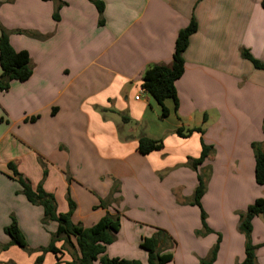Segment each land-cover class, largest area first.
Segmentation results:
<instances>
[{
  "label": "crops",
  "instance_id": "1",
  "mask_svg": "<svg viewBox=\"0 0 264 264\" xmlns=\"http://www.w3.org/2000/svg\"><path fill=\"white\" fill-rule=\"evenodd\" d=\"M100 1L102 26L89 0H0V35L7 30L33 66L29 80L0 90V245L10 242L12 218L33 250L47 247L58 228L43 224V208L21 192L12 164L34 190L42 185L53 195L58 213H68L70 198L74 225L118 215L109 258L147 264L141 241L163 230L175 242L164 248L173 255L168 264H201L217 244L212 264H240L245 237L233 214L264 197L252 148L264 140V71L242 56L246 50L264 63V0ZM192 18L198 28L176 82L178 108L167 100L162 117L142 77L149 66L172 62ZM202 126L186 138L176 133ZM143 136L162 140L163 149L142 155ZM203 144L212 152L195 170L189 159L200 158ZM205 171L201 206L210 232L197 235L205 230L201 210L187 203ZM252 225L257 264H264V215ZM38 256L10 246L0 249V264H34ZM70 261L67 252L60 260L48 253L42 264Z\"/></svg>",
  "mask_w": 264,
  "mask_h": 264
},
{
  "label": "trees",
  "instance_id": "2",
  "mask_svg": "<svg viewBox=\"0 0 264 264\" xmlns=\"http://www.w3.org/2000/svg\"><path fill=\"white\" fill-rule=\"evenodd\" d=\"M10 1V0H8ZM97 8L100 21L99 24H104L103 12L104 4L100 0H89ZM264 9V2L262 3ZM55 20H58V13L54 14ZM198 25L194 18L191 19L189 25L182 29L176 39L175 50L172 62L169 65L158 64L149 66L142 77V89L161 107V116L166 117L169 114L165 106L167 100H172L175 109L178 108V97L176 90V82L183 76L185 72L184 53L188 48L190 37L197 31ZM24 34L23 31H17ZM35 36L34 34H32ZM243 58L249 60L256 69L264 71V63L254 59L246 50L242 51ZM0 90L6 92L10 88V84L14 81L25 82L33 75V66L31 58L26 51H15L9 41V32L1 27L0 35ZM125 121L128 119L125 118ZM264 127V120H263ZM201 128L185 129L180 128L176 131L181 137H188L194 132H202ZM255 154V181L259 186L264 188V140L261 143L252 145ZM163 149L162 140H154L143 136L139 139L138 151L142 155H148L151 152ZM211 147L203 144L202 153L199 159H189L193 168L197 169L211 152ZM17 177L18 183L21 185V192L27 200L33 205H39L44 210L43 224L48 222H56L58 228L51 236V241L47 247L37 250L31 249L24 235L21 233L17 221L12 218L11 223L5 228V234L9 237V244L2 247V250H7L10 246H17L25 253L31 255L40 253L34 264H42L45 255L48 253L54 254L58 260L64 252L69 253L72 261L64 264H143L138 260H126L121 258H109L105 255L107 246L114 243L116 234L120 230V217L118 215L107 214L96 225L90 228H83L80 225L72 223V216L76 209L75 204L69 198L70 209L68 213H58L56 201L53 195L46 193L42 185H39L35 190L31 187L28 180L19 175L12 164L9 165ZM206 185L202 178H199V185L195 190L193 204L201 208L202 223L205 232H210L206 224V214L201 206V199L206 192ZM101 207H105L101 203ZM264 215V197L258 198L246 211L240 214L239 230L247 237L245 245V259L240 264H257L256 252L257 246L252 243V221L258 216ZM62 242V246L58 248L57 243ZM170 245L175 246V242L171 237L162 230H159L150 238H143L141 248L148 253L147 264H168L173 260L172 253H165L164 248ZM218 244L212 250L208 260L201 261V264H212L216 259Z\"/></svg>",
  "mask_w": 264,
  "mask_h": 264
},
{
  "label": "rangeland",
  "instance_id": "3",
  "mask_svg": "<svg viewBox=\"0 0 264 264\" xmlns=\"http://www.w3.org/2000/svg\"><path fill=\"white\" fill-rule=\"evenodd\" d=\"M210 117H211V119H212V113L211 112H208L207 113ZM203 118H204V114H203ZM201 129H205L204 128V126H202V128ZM212 152V151H211ZM210 152V153H211ZM209 153V154H210ZM193 160H195V159H193ZM189 164H190V166H191V168H193V165H192V163L191 162H189ZM199 166H201V165H199ZM194 169V168H193ZM196 170V169H195ZM207 172L205 171V174L203 175L204 177L202 178V177H200V178H202L203 179V182H204V184L206 185V191L208 190V184H209V177H208V174H206ZM192 202H193V197L191 198V202L190 203H187V204H192ZM193 205H195V204H193ZM195 206H197V205H195ZM198 207V206H197ZM200 210H201V208H199ZM202 209H203V211H204V208L202 207ZM201 212H202V210H201ZM205 212V211H204ZM242 212H244V211H237V213H234L233 214V216H238V218L240 219V214L242 213ZM206 214V213H205ZM263 216V215H262ZM206 219H207V215H206ZM201 222H202V216H201ZM202 225H203V223H202ZM163 231V230H162ZM157 232H159V231H157ZM239 232L245 237V245H246V242H247V237H246V235L244 234V233H242L240 230H239ZM203 233H205V230H203V231H200L199 233H197V235H202ZM2 248V246L0 245V249Z\"/></svg>",
  "mask_w": 264,
  "mask_h": 264
},
{
  "label": "built area",
  "instance_id": "4",
  "mask_svg": "<svg viewBox=\"0 0 264 264\" xmlns=\"http://www.w3.org/2000/svg\"><path fill=\"white\" fill-rule=\"evenodd\" d=\"M140 98H141V92L139 93V95H138V96H136V97H135V100H137V101H138V100H140Z\"/></svg>",
  "mask_w": 264,
  "mask_h": 264
}]
</instances>
